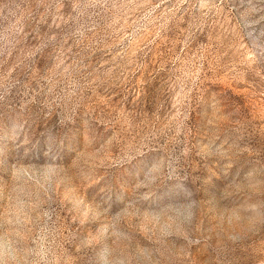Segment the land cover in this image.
I'll use <instances>...</instances> for the list:
<instances>
[{
  "label": "rangeland",
  "instance_id": "374dc122",
  "mask_svg": "<svg viewBox=\"0 0 264 264\" xmlns=\"http://www.w3.org/2000/svg\"><path fill=\"white\" fill-rule=\"evenodd\" d=\"M0 264H264V0H0Z\"/></svg>",
  "mask_w": 264,
  "mask_h": 264
}]
</instances>
